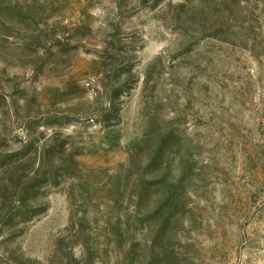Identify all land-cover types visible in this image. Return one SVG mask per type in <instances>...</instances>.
I'll list each match as a JSON object with an SVG mask.
<instances>
[{"label":"rangeland","instance_id":"1","mask_svg":"<svg viewBox=\"0 0 264 264\" xmlns=\"http://www.w3.org/2000/svg\"><path fill=\"white\" fill-rule=\"evenodd\" d=\"M0 264H264V0H0Z\"/></svg>","mask_w":264,"mask_h":264}]
</instances>
